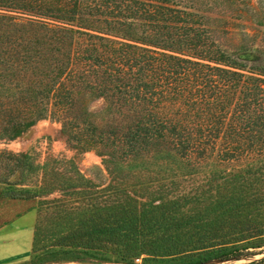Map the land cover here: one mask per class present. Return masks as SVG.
Masks as SVG:
<instances>
[{"label": "trees", "instance_id": "16d2710c", "mask_svg": "<svg viewBox=\"0 0 264 264\" xmlns=\"http://www.w3.org/2000/svg\"><path fill=\"white\" fill-rule=\"evenodd\" d=\"M169 1L119 0L107 25L126 32V41L60 29L71 41L58 70L66 82L54 90L57 106L71 110L72 88H79L74 82L91 79L108 110L116 105L134 111L127 126L109 131L126 148V167L146 180L126 183L109 196L65 192L75 197L73 206L66 200L43 204L54 212L35 228L33 259L43 252L58 263L85 257L117 264H208L253 258L257 254L248 250L264 243V160L207 170L190 162L221 147L219 156L250 158L251 148L242 144L264 143V62H241L197 14ZM71 8H59L63 14L56 18L88 29L79 26L81 2ZM122 13L144 18L141 35ZM108 83L116 102L100 91ZM167 135L178 141L180 153L152 152ZM193 175L205 179L190 190L171 191ZM44 191H14L6 198L32 200Z\"/></svg>", "mask_w": 264, "mask_h": 264}, {"label": "rangeland", "instance_id": "374dc122", "mask_svg": "<svg viewBox=\"0 0 264 264\" xmlns=\"http://www.w3.org/2000/svg\"><path fill=\"white\" fill-rule=\"evenodd\" d=\"M76 1L84 7L82 14H78L79 26L88 29H79L76 23L56 18L63 12H72ZM126 1L120 0V3L126 5ZM118 2L8 0L3 3L5 7H0V264H117L85 257L84 262L58 263L45 258L43 252L33 259V243L36 226L54 212L43 204L66 200L71 206L76 202L75 197L65 192L87 191L109 196L121 192L126 183L146 180L140 178L146 177L143 172L134 173L126 167L130 162L124 155L126 148L109 131L110 126L114 129L127 126L134 111L116 105L108 110L104 98L93 91L91 85L95 82L91 79L74 82L79 88L71 87L74 105L69 111L57 106L54 95L60 83L66 82V75L60 76L58 70L66 63L64 54L70 53L71 39L60 29H78L126 41V32L107 25L113 21L109 12ZM173 2L197 14L198 20L226 45L224 49L241 62L254 65L264 62V0H170L167 5L174 6ZM158 3L166 5L153 2ZM124 14V21L133 23L141 35L143 26L147 25L144 18H130L128 13H122L121 18ZM73 37L77 39L78 34ZM113 88L108 83L100 91L111 95L115 93ZM110 100L116 102L112 95ZM177 143L167 135L158 139L151 150H162L170 156V151L180 153ZM242 145L246 150L251 148L250 158L219 156L221 147L215 152L210 150L205 159L194 158L190 162L207 170L252 162L259 165L264 160V143L255 147L251 142ZM112 156L114 163L109 162ZM204 179L201 175L181 179L171 191L190 190ZM2 181L19 183V186L9 187L1 184ZM29 189L45 191L32 200L6 198L14 191ZM259 246L248 250L257 254L253 258L210 264H264V243Z\"/></svg>", "mask_w": 264, "mask_h": 264}, {"label": "water", "instance_id": "95a60500", "mask_svg": "<svg viewBox=\"0 0 264 264\" xmlns=\"http://www.w3.org/2000/svg\"><path fill=\"white\" fill-rule=\"evenodd\" d=\"M211 263H214V262H211ZM221 263V262H220ZM208 264H210V263H208Z\"/></svg>", "mask_w": 264, "mask_h": 264}]
</instances>
